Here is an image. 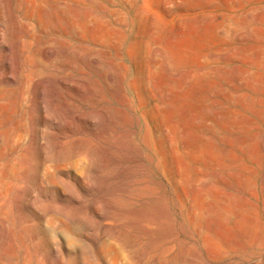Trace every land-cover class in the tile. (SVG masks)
I'll use <instances>...</instances> for the list:
<instances>
[{"label": "rangeland", "instance_id": "rangeland-1", "mask_svg": "<svg viewBox=\"0 0 264 264\" xmlns=\"http://www.w3.org/2000/svg\"><path fill=\"white\" fill-rule=\"evenodd\" d=\"M202 170L224 179L203 204ZM250 219L264 222V0H0L3 264H264V243L215 260L206 238L241 244Z\"/></svg>", "mask_w": 264, "mask_h": 264}, {"label": "bare ground", "instance_id": "bare-ground-1", "mask_svg": "<svg viewBox=\"0 0 264 264\" xmlns=\"http://www.w3.org/2000/svg\"><path fill=\"white\" fill-rule=\"evenodd\" d=\"M44 9V8H43ZM78 15V14H77ZM71 17V16H70ZM97 17V16H96ZM100 18V17H99ZM73 19V18H72ZM94 19V18H93ZM80 24V19L79 18H74L73 19V28H74V31L76 30L77 31V27L78 25ZM76 33V32H75ZM99 35V34H98ZM46 58V57H45ZM20 97H17L16 101L19 99ZM15 105V104H14ZM193 119V118H192ZM193 121V120H192ZM184 128V127H183ZM185 129V128H184ZM183 131V130H182ZM187 131V130H186ZM218 131V130H217ZM187 133V132H186ZM185 134V133H184ZM217 134V133H216ZM215 134V135H216ZM7 135V134H6ZM180 135V134H179ZM218 135V134H217ZM186 136H189L186 134ZM220 136V135H218ZM6 139V137H5ZM236 141L238 140L237 138H235ZM173 141V140H172ZM246 141V140H245ZM6 142V141H5ZM238 142V141H237ZM236 142V143H237ZM245 143V142H244ZM246 144V143H245ZM218 146V145H217ZM249 146V145H247ZM246 146V147H247ZM246 147L243 148L246 149ZM250 147V146H249ZM249 149V148H247ZM223 153V151H220V153ZM225 152V151H224ZM219 153V154H220ZM203 154V153H202ZM224 154V153H223ZM226 154V153H225ZM224 154V155H225ZM248 156H249V152H247ZM71 158L70 159H77L78 161H81L83 163H85L88 158H87V154L86 152H84L83 150H76L72 153V155L70 156ZM201 158H203L201 156ZM251 158V155L249 157V159ZM212 161V160H211ZM224 161V160H223ZM206 163V162H205ZM229 163V162H227ZM77 164V163H76ZM241 164V163H240ZM238 164V165H240ZM235 167L237 166V164H234ZM226 166V165H225ZM233 166V165H232ZM224 168V166H223ZM231 169V168H230ZM226 170V169H225ZM203 171V170H202ZM235 177V176H234ZM223 179V178H222ZM222 179H221V176L219 177V175L217 173H212L211 171H203V174L200 178V185H201V189H200V200H201V203H207L209 202L210 200V197H209V192L212 190L213 188V183L215 182V180H219L220 182H222ZM224 180V179H223ZM226 183V181H225ZM216 184V183H214ZM251 184V183H250ZM231 186V185H230ZM232 187V186H231ZM252 187V185L250 186ZM140 189V188H139ZM144 189V188H143ZM232 190V189H231ZM214 191V190H213ZM235 191V190H234ZM224 192V191H223ZM220 193V192H219ZM139 194V193H138ZM227 194V193H226ZM221 196V199L219 200L221 203H224L226 198H222L224 197L223 196V193H220L219 194ZM230 195V194H229ZM236 195V194H235ZM140 196V195H138ZM143 196V195H142ZM131 197V196H130ZM219 197V196H218ZM231 197V196H229ZM242 197V196H241ZM232 198V197H231ZM235 198V197H234ZM233 198V199H234ZM192 200V199H191ZM232 202V201H231ZM220 203V204H221ZM233 204V203H232ZM223 205V204H222ZM221 206V205H220ZM232 206V205H231ZM215 207V206H214ZM212 209V207H209L210 211L211 212H215V209ZM220 208V207H219ZM232 208V207H231ZM207 209V208H206ZM223 210V209H222ZM249 210V209H248ZM216 212H220V211H216ZM225 214V218H228L230 216H233L235 217L236 219L238 220H241V219H244V212L237 208V207H233L231 210H225L224 211ZM214 214V213H213ZM215 215V214H214ZM232 219V218H231ZM47 221H49L48 219H46ZM46 221V222H47ZM196 221V220H195ZM51 222V221H50ZM195 223V222H194ZM223 223V222H221ZM155 224V222H154ZM156 225V224H155ZM202 226V225H201ZM223 226L225 227V225H219V228L222 229ZM244 230L242 231V242L241 244H237V242H235L234 240L232 241H226L224 239H221L220 241L216 238H214L212 236V234L214 233L213 231L216 230L215 229H210V226L209 228H207V230L205 231L207 233L208 236H206V233H205V236L208 240V242L210 243V245H215V247L218 249V252L220 253V257H216L215 260H219V259H222L226 253V250L227 248H232V247H239L241 248V250H247L249 248V246H253V247H260L263 243H264V222H261L258 226L254 225V221L253 220H247L245 226H244ZM257 227V228H256ZM148 228V227H147ZM151 229H153V227H150ZM218 228V226H217ZM201 230V229H200ZM218 231V229L216 230ZM215 231V232H216ZM147 232H148V229H147ZM199 232V231H198ZM201 232V231H200ZM201 235V233H200ZM106 236L110 239L114 238L115 237V234H109V233H106ZM159 237V236H157ZM143 238V237H142ZM155 240V239H154ZM205 240V239H203ZM59 243H62V240L61 238L58 239ZM156 241V240H155ZM154 246L153 247H150V248H146V256H147V260H150L152 262H156L158 263L159 261H161L162 259H164L167 255H169L170 253H174L177 249L176 247V239L171 237L169 239H167L165 242H163V240H158L156 242L153 243ZM209 245V244H208ZM213 249V248H212ZM175 250V251H174ZM174 251V252H173ZM27 255V253H25ZM26 255L24 256V258H26ZM172 255V254H171ZM227 255V254H226ZM214 256V255H213ZM217 256V255H216ZM17 258L16 254L15 253H10V254H7V255H4L3 257L1 256L0 257V264H3L4 262H9L10 259L12 258ZM168 257V256H167ZM175 257V256H174ZM171 259V258H170ZM62 261V260H61ZM24 264H26L24 262Z\"/></svg>", "mask_w": 264, "mask_h": 264}]
</instances>
